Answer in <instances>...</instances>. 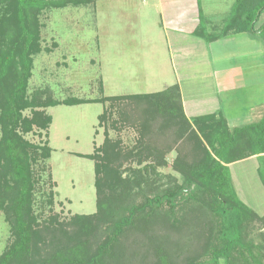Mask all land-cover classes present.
I'll return each mask as SVG.
<instances>
[{
  "label": "trees",
  "instance_id": "16d2710c",
  "mask_svg": "<svg viewBox=\"0 0 264 264\" xmlns=\"http://www.w3.org/2000/svg\"><path fill=\"white\" fill-rule=\"evenodd\" d=\"M86 1L0 0V212L10 227L0 264H264V214L238 197L228 167L255 155L264 185V115L233 129L219 113L189 119L177 84L106 97L121 102L115 110L123 124L139 129L147 122L148 127L141 128L137 146L124 149L105 137L93 153L79 154L93 160L96 212L61 220L50 209L43 216L42 205L36 209L40 177L35 166L51 148L25 134L50 124L51 115L41 108L93 102L60 101L48 89L28 93L33 58L42 49L40 15ZM263 10L264 0H235L218 34L208 33L202 18L193 34L209 41L234 31L264 30V23L256 28ZM26 109L30 115L23 113ZM127 109L138 111L137 119ZM107 118L115 128L110 112ZM164 119L171 125L162 135ZM170 135L172 145L189 150L183 161L171 164L178 176L160 172L157 167L165 162L156 155L149 153L143 162L145 150L166 145ZM45 202L52 205L51 195Z\"/></svg>",
  "mask_w": 264,
  "mask_h": 264
},
{
  "label": "rangeland",
  "instance_id": "374dc122",
  "mask_svg": "<svg viewBox=\"0 0 264 264\" xmlns=\"http://www.w3.org/2000/svg\"><path fill=\"white\" fill-rule=\"evenodd\" d=\"M141 1H146L147 8L141 6ZM153 1L135 0L137 7L134 4H112L101 11L98 7L107 0L98 1L97 8L94 0H87L79 5L50 8L40 15L42 49L33 58L28 93L35 89H48L51 96L60 101L67 97L93 100L77 105L59 104L41 108L51 115L50 124L46 129L34 126L31 132L25 134L34 143L47 141L51 148L50 156L35 166L40 177L35 205L37 210L43 206V216L48 215L49 209L61 220L70 219L75 214L96 212L93 160L79 154L93 153L105 137L116 140L124 149L139 145L143 137L141 128L146 129L147 122L139 128L140 131L132 124H123L115 110L121 102H112L106 97L152 93L171 85L168 75L173 71L170 51L163 33V21L153 7ZM201 18L207 27L205 17L201 15ZM225 20L220 19V24ZM263 31L260 34L264 39ZM132 110L127 109V114L133 112L135 119L138 111L135 113ZM149 111L156 113L155 109ZM149 111L148 116L153 118ZM107 112L112 114L111 119H116L115 128L110 124ZM23 113L30 115L31 112L26 109ZM101 114L103 118L99 119ZM170 123L167 119L161 122L159 129L164 128L162 135H165V128L168 129ZM159 129L157 125L155 131ZM175 133L180 134L179 131ZM171 139L174 136L170 135L166 145L161 141L159 148L148 149V152L146 149L142 160L149 161V153L156 155L165 162L157 167L160 172L178 176L171 164L176 159L183 161L184 154H189V150L178 149V143L172 145L174 140L171 142ZM128 165L129 162L123 163L122 168ZM247 165L248 162L243 164L246 171L249 168ZM230 172L231 178L237 175L238 180L242 174L240 166L235 165L230 167ZM253 176L244 172L243 181L238 183L248 184V189H242V192L251 208L264 207V185ZM233 181L239 196L237 182L234 178ZM48 195H51L52 205L45 202ZM9 237L10 227L0 212V253ZM138 251L142 252V249Z\"/></svg>",
  "mask_w": 264,
  "mask_h": 264
},
{
  "label": "crops",
  "instance_id": "0c3cea01",
  "mask_svg": "<svg viewBox=\"0 0 264 264\" xmlns=\"http://www.w3.org/2000/svg\"><path fill=\"white\" fill-rule=\"evenodd\" d=\"M98 1L101 0L93 2L96 8ZM134 1L107 0L98 9L103 11L112 4L114 6L120 3L134 4L137 7ZM234 2L235 0L153 1V7L163 21V33L173 65V71L168 73L169 79L171 78V85L177 84L179 87L184 114L191 119L199 115L219 113L226 120L229 129L255 123L264 115V39L260 34L263 30L234 31L218 35L209 41L194 35L193 31L200 22V15H203L206 31L218 34L219 30L216 29L224 24L219 21L227 19ZM140 4L143 8L148 6L146 1H141ZM263 23L264 10L259 14L256 28ZM247 162L249 168L246 171L243 164ZM234 165L240 166L242 173L239 180L237 175L233 177L240 191L238 194L241 193L238 197L249 206L242 192V189H248V184L240 185L238 182L243 181V173L248 172L254 174L253 178L261 184L258 157L253 155L234 161L228 164L229 171ZM251 209L259 215L264 214V207L256 206Z\"/></svg>",
  "mask_w": 264,
  "mask_h": 264
}]
</instances>
